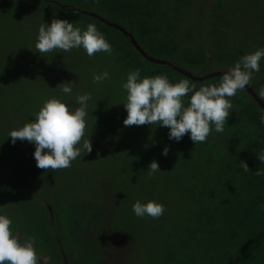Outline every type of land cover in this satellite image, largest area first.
<instances>
[{"label":"rangeland","instance_id":"1","mask_svg":"<svg viewBox=\"0 0 264 264\" xmlns=\"http://www.w3.org/2000/svg\"><path fill=\"white\" fill-rule=\"evenodd\" d=\"M122 1L135 18L133 26L100 6L91 10L128 28L149 55L196 76L227 71L242 55L264 47V0ZM53 18L86 30L72 12L57 16L40 8L38 0H0V214L12 218L22 242L36 238L38 264H223L228 258L264 264V245L248 238V229H233L226 212L260 188L256 171L245 172L240 162L256 135L261 139L255 150L264 149V111L250 94L244 90L231 98L225 130L213 129L204 143L194 145L190 134L170 140L163 126L126 127L127 93L121 85L127 75L119 54L89 57L79 48L41 56L35 52L38 29ZM147 30L171 37L167 45L146 43L141 34ZM117 36L108 41L112 48L125 46ZM174 44L184 49L178 56L167 49ZM104 71L110 78L93 83V75ZM173 75L176 83L187 78ZM220 77L188 79L198 90L218 84ZM65 82H73L71 96L56 87ZM250 86L257 94L264 88V59ZM86 93L92 97L85 135L92 152L70 168L46 172L36 166L34 144H12L8 133L33 120L44 101L56 97L79 106L75 96ZM119 96H124L119 109L104 121L106 115L98 112L108 101L104 97ZM153 160L161 171L149 176ZM137 200L162 203L166 211L159 219L138 218L132 210Z\"/></svg>","mask_w":264,"mask_h":264},{"label":"clouds","instance_id":"2","mask_svg":"<svg viewBox=\"0 0 264 264\" xmlns=\"http://www.w3.org/2000/svg\"><path fill=\"white\" fill-rule=\"evenodd\" d=\"M83 48L89 57L97 53L111 55L113 48L106 37L98 31L95 24H88L86 30L74 26L66 19L53 18L50 24L42 23L38 29L35 52L41 56L60 50L70 52ZM264 59V47L252 53L244 54L223 73L218 84H202L197 90L194 82L184 78L172 83L166 75L140 78L139 69L127 74L126 82L121 87L127 93L123 103L127 117L123 121L126 127L157 125L169 129L170 140L179 142L190 134L193 144L204 143L213 129L222 133L228 122L233 103L231 98L244 91L250 85L255 73L260 72V62ZM104 71L93 75V83H102L109 79ZM73 82L57 85L66 96L73 93ZM191 95L189 96V94ZM264 99V88L258 91ZM91 94H77L73 106L60 98L52 97L44 101L42 107L19 129L8 133L12 144L17 140L28 141L35 145L33 153L36 166L46 172L67 169L82 154L92 152L87 130V108ZM264 123V114L261 116ZM169 148L163 149L167 156ZM264 162V151L257 155ZM241 167L245 172L249 166L243 160ZM149 176L160 172V166L153 160L148 165ZM257 176H264V170H257ZM132 210L138 218L159 219L166 211L165 205L154 200L142 203L137 200ZM11 217L0 214V264H38L41 259L34 236L23 242L14 234Z\"/></svg>","mask_w":264,"mask_h":264},{"label":"trees","instance_id":"3","mask_svg":"<svg viewBox=\"0 0 264 264\" xmlns=\"http://www.w3.org/2000/svg\"><path fill=\"white\" fill-rule=\"evenodd\" d=\"M38 2L40 8H43V10L47 12L49 10L50 11L54 10L55 13H57V16L66 17V12L69 11L72 12L74 16L79 18L78 20L80 21V23L84 24L85 26H87L90 23L95 24L98 31H100L109 42L114 41L113 38L118 37L117 34L120 35V39H122L125 46H122L120 45V43H118V45L113 48V51L119 54L120 56L119 62L122 70L125 71L126 75L130 71H135L136 69H139L141 73L140 76L141 79H143L146 76L154 77L156 75H166L170 80V82L172 83H176L174 77L175 75H173V73L182 75L178 71L174 70L170 65L156 64L148 61L133 47V45L130 43L129 38L126 35H124L122 32L104 24L103 22L99 21L94 17H91L74 9L76 7L77 9L79 8L80 10L92 11L91 10L92 8L95 7L99 8L98 6H100V9L103 10L104 12L109 14L116 13V15L121 16L123 22L133 26L135 22V18L132 15L126 14L127 13V9H125L126 2H123L122 0H38ZM172 23H173L172 25L175 28L178 26V23L176 21H172ZM126 29L130 32L128 28ZM170 37L171 35L162 36L155 30H147L145 32H142L141 34V38L143 39L144 42L147 43L150 39L152 40L154 39L156 43L159 42L162 43L163 45H167L168 39ZM140 45H142V43ZM167 49L175 53V56L176 54L178 56V54L184 50V49L181 50V48L179 49L176 46V44L171 46V48H167ZM215 53L216 52H213V54ZM194 63H199V62L194 61ZM113 95H117V93L112 94V96ZM110 98L111 97L108 98L104 97V100H108V101H106L98 110V112L103 116L106 115L104 121H107L108 114L114 112L115 108L122 101L124 96L121 98L119 96V99L116 100L115 99L112 100ZM261 135L262 138H264V134ZM260 139L261 137L259 135L258 136L256 135L254 141L250 143V145L247 148L246 159L244 160L248 164L249 168L254 171H257L256 167H259V165L260 166L264 165V162H260L259 159L258 161L254 159V158H258L257 155L259 153H257L258 150H255V148L259 147ZM262 151H264V149H262ZM257 180L258 182H260L257 183L260 186L259 190L249 192V197H246V199L244 200L241 199V202L237 201L236 205L228 207L226 209V212L230 216L229 223L233 225V229L237 228V232H239V229L242 230L245 228L248 229V233H249L248 238H251L255 240L257 243L264 245V176H256V181ZM253 184L256 186L254 181ZM240 198L241 197H239V199ZM243 201H245L247 204L246 205L245 203L243 204L242 203ZM232 208L235 209L234 210L235 213L233 212L230 214V212L228 211ZM223 264H236V263H234L232 258H228L226 259L225 262H223Z\"/></svg>","mask_w":264,"mask_h":264},{"label":"water","instance_id":"4","mask_svg":"<svg viewBox=\"0 0 264 264\" xmlns=\"http://www.w3.org/2000/svg\"><path fill=\"white\" fill-rule=\"evenodd\" d=\"M75 10L81 12V13H84L86 15H89L91 17H94L96 19H98L99 21L103 22L104 24L110 26V27H113L117 30H119L120 32H122L124 35H126L129 40H130V43L133 45V47L145 58L147 59L148 61L150 62H153V63H156V64H167V65H170L174 70L178 71L180 74L192 79V80H204V79H207V78H211V77H214V76H222L223 73L225 72V70H217V71H213V72H210L206 75H203V76H196V75H193L191 72L181 68V67H178V66H175L174 64H172L170 61L168 60H165V59H160V58H156V57H153L151 55H149L145 50L144 48L138 43L137 39L134 37V35L129 32L125 26L119 24V23H116V22H113V21H110L106 18H104L102 15L94 12V11H89V10H80V9H77V8H74ZM245 90L253 97V99L256 101V103L264 110V101L263 99H261L258 94L255 92V90L250 86H246L245 87Z\"/></svg>","mask_w":264,"mask_h":264}]
</instances>
